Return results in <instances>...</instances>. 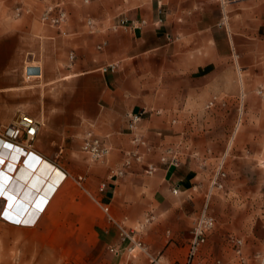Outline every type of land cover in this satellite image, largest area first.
Segmentation results:
<instances>
[{
  "label": "crops",
  "instance_id": "0c3cea01",
  "mask_svg": "<svg viewBox=\"0 0 264 264\" xmlns=\"http://www.w3.org/2000/svg\"><path fill=\"white\" fill-rule=\"evenodd\" d=\"M49 6L66 12L63 31L42 21ZM122 16L146 24L106 30ZM88 18L102 23L98 31ZM263 25L264 0H0V129L21 111L41 121L33 149L61 172L34 224L8 220L13 206L0 198L3 219L51 240L59 264L183 261L209 195L213 216L227 206L228 225L242 217L251 226L252 194L264 185V102L255 93L264 85ZM144 110L131 132L128 114ZM90 132L109 150L102 160L83 150ZM128 160L125 175L110 179ZM221 165L224 192L214 186ZM101 205L143 236L145 251L110 252L120 232Z\"/></svg>",
  "mask_w": 264,
  "mask_h": 264
},
{
  "label": "rangeland",
  "instance_id": "374dc122",
  "mask_svg": "<svg viewBox=\"0 0 264 264\" xmlns=\"http://www.w3.org/2000/svg\"><path fill=\"white\" fill-rule=\"evenodd\" d=\"M15 1L22 2L21 0ZM106 21L108 24L106 30L112 31L108 29V26L109 21L114 20L110 19ZM97 23L99 24L98 27L100 25L102 26V23ZM262 31V34H264V25ZM255 93L264 102V85H260ZM216 101H212L213 105L209 103L208 107H215ZM238 108L242 111L243 105L238 106ZM20 113L28 115L24 111ZM15 121L10 126L0 129V134L7 136L8 131L14 126ZM19 142L32 146L34 144V141L26 143V137L24 136ZM219 172L222 174L219 178L221 181H225L227 179V171L223 165L220 166ZM220 179L218 185L215 187L220 189V192H224L226 186L224 182H220ZM219 185L222 187H219ZM234 187L237 190H241V192L243 190V186ZM252 195L250 209H255L256 212L254 215L252 214V217L246 218V220L251 221L252 227L244 224L245 218L242 217H236L234 224L228 225V218L222 214V210L227 206L217 207L221 213L219 216L213 211L216 225L210 232L207 242L200 248L198 253L197 258L201 264H264L262 260L264 258V227L259 228L260 222L262 224L264 222V212L260 214L258 211L259 209L264 210V185L261 189L257 188ZM244 204L245 201H239L237 208L243 207ZM212 208V201L210 200V210H213ZM129 229L132 230L131 228ZM136 235L146 247L147 245L143 236L139 237V234ZM237 241H241L242 244H237ZM52 244L53 242L51 240L45 238L42 234H36L35 230H31L28 227L16 226L5 221L1 216L0 210V264H59L56 255L57 250L52 247ZM140 253L142 252L137 251L135 255H130L128 252H122V254L129 257L138 256ZM186 259L173 264H183L186 262Z\"/></svg>",
  "mask_w": 264,
  "mask_h": 264
},
{
  "label": "built area",
  "instance_id": "2783aa9c",
  "mask_svg": "<svg viewBox=\"0 0 264 264\" xmlns=\"http://www.w3.org/2000/svg\"><path fill=\"white\" fill-rule=\"evenodd\" d=\"M21 12H22L21 8H18L16 10V16L20 17ZM53 14L56 15L53 17L52 16ZM66 19H67L66 12L62 10L59 6L49 7L48 10L42 16V21L45 24H50L52 27H55L61 31H63V27ZM145 24H146L145 21H142L141 23H137L135 21H130L125 17H121L114 21H109L108 29L112 31H118L121 29L137 30L140 29ZM86 25L91 30V32L98 31L99 24L94 19L88 18L86 20ZM101 48L102 47L99 46V49ZM211 105H213V102H211ZM146 114L147 112L145 110L138 113L128 114L127 116L128 127L131 130V132L134 133L139 123L143 120ZM41 126H42L41 121L29 115L20 113L15 121L14 126L8 131L9 133L7 136L9 137L10 141H12L13 143L18 144L26 148L27 150L34 151L32 145L22 144L19 142V140L24 136L26 137V143H30L31 141H34ZM133 142L138 146L146 144L139 136H135ZM83 150L84 152L88 153L94 160H102L109 152L108 148L101 142V140L96 138L91 132L87 134V137L84 140ZM128 156L136 157L138 160L141 159L138 153H131L128 154ZM172 163L177 165V160L173 159ZM130 164L131 162L128 160L127 162H125L123 167L112 169L110 171V179L118 180L122 178L125 175V167L130 166ZM154 172H155V168L152 166L146 170V173L149 175L153 174ZM220 175L222 174H220L219 172L216 176V179L214 180V186L218 185V180ZM76 180L80 185H83L85 182V177L80 176L76 178ZM219 187L222 186L219 185ZM105 188H106V184H103L102 190H104ZM173 192L175 194L178 193L177 190H174ZM210 197L211 195L208 196L200 216L195 220L193 224L191 230L192 239L189 246L188 256L186 262L183 264H201V262H199L197 258L198 253L200 251V248L207 242L210 232L215 228L216 225V219L210 212V199H211ZM101 207L104 213L106 214L108 221L113 225H115L120 232V245L117 248L115 247L110 248V252L112 254L119 255L122 252H128L130 255H135L137 251L143 252L146 250L144 243L136 235L138 233L137 230L135 229L130 230L123 223L115 220L108 206L101 205ZM236 243L239 245L242 244L241 241H237ZM262 260L264 262V258Z\"/></svg>",
  "mask_w": 264,
  "mask_h": 264
},
{
  "label": "bare ground",
  "instance_id": "6f19581e",
  "mask_svg": "<svg viewBox=\"0 0 264 264\" xmlns=\"http://www.w3.org/2000/svg\"><path fill=\"white\" fill-rule=\"evenodd\" d=\"M56 174L61 172L35 151L0 134V198L8 201L9 207L13 206L5 213L8 220L23 225L34 224L47 202L48 191L56 184ZM45 183L48 186H44ZM27 208L31 211L23 216Z\"/></svg>",
  "mask_w": 264,
  "mask_h": 264
},
{
  "label": "water",
  "instance_id": "95a60500",
  "mask_svg": "<svg viewBox=\"0 0 264 264\" xmlns=\"http://www.w3.org/2000/svg\"><path fill=\"white\" fill-rule=\"evenodd\" d=\"M27 72H28V75H30V76L39 75V73H40L39 69H37V68H30V69H28Z\"/></svg>",
  "mask_w": 264,
  "mask_h": 264
}]
</instances>
